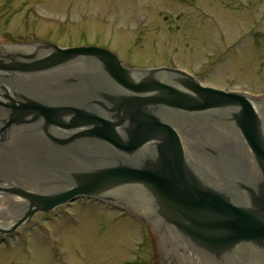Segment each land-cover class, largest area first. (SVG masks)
I'll use <instances>...</instances> for the list:
<instances>
[{
	"label": "water",
	"instance_id": "water-1",
	"mask_svg": "<svg viewBox=\"0 0 264 264\" xmlns=\"http://www.w3.org/2000/svg\"><path fill=\"white\" fill-rule=\"evenodd\" d=\"M82 60L102 71L105 80L95 74L88 83L109 85L106 103L95 98L77 105L56 96L48 101L20 91L19 73L37 76L49 92L48 75ZM0 78L9 80L0 83V96L8 99L0 105L9 110L0 135L31 126L59 152L77 156L82 143L95 144L102 164L61 179L48 192L0 185L1 193L21 197L1 233L37 212L96 197L145 218L158 264H235L239 256L248 257L245 264H264V97L202 86L180 69L127 67L104 47L50 41L0 44ZM29 87L41 93L40 86ZM95 90L86 91L98 96Z\"/></svg>",
	"mask_w": 264,
	"mask_h": 264
},
{
	"label": "rangeland",
	"instance_id": "rangeland-1",
	"mask_svg": "<svg viewBox=\"0 0 264 264\" xmlns=\"http://www.w3.org/2000/svg\"><path fill=\"white\" fill-rule=\"evenodd\" d=\"M40 41L94 44L130 67L175 66L202 84L264 97V0H0V44ZM65 71L62 78H76ZM56 77L47 81L59 84ZM65 88L49 93H79ZM31 129L0 145V175L48 192L61 180L56 155L40 150L53 145ZM25 147L35 154L16 150ZM9 205L0 198V209ZM138 216L111 201L78 198L34 214L0 242V264H158L154 235Z\"/></svg>",
	"mask_w": 264,
	"mask_h": 264
},
{
	"label": "bare ground",
	"instance_id": "bare-ground-1",
	"mask_svg": "<svg viewBox=\"0 0 264 264\" xmlns=\"http://www.w3.org/2000/svg\"><path fill=\"white\" fill-rule=\"evenodd\" d=\"M22 43H32V42H22ZM17 44H20V43H17ZM3 46H7V45H13V44H9V43H6V44H2ZM9 48V46L7 47ZM86 61L82 60V61H74L72 62L71 64H67L66 66H64L63 69H58L55 71V74L54 75H58L59 73L63 72V73H66L65 69L66 70H69L68 72L70 71H73L74 74L76 75V79L73 81L70 82V79H64L61 77V75H58V77L54 78V79H58V81L60 83H64L66 84L70 90L72 88H74L75 91H77L78 89V92L80 91V86H83L81 93L78 94L77 92H72V91H69L68 94H63L61 96L59 95H54L56 97H61V98H64L66 100H68V102L70 103H76L77 105H85L91 101H96V100H100L101 102H105L106 103V100H104L103 98H106L107 95H110L108 93V90H109V85L104 82V81H101L99 84H97L95 82L94 85L91 86V84L93 83H88L89 81H92L91 79H94L95 78V74H96V79H104V76H103V73L101 74V70H94L92 67H90L89 63H85ZM88 66V67H86ZM96 72V73H95ZM97 73L99 75H97ZM101 74V75H100ZM19 76L21 78H23V80L20 79V81L18 82L19 86H20V91L22 92H25L26 95L30 96V97H35L37 99H39L40 97L43 98V99H47L48 101L51 99V96L52 94L54 93L51 92H45L44 89L42 88L43 85L39 84V79L37 76H32V75H24V73H19ZM60 80H63L64 82H61ZM8 78H0V83L4 84L6 82H8ZM31 82H34L33 84H30ZM29 83V84H28ZM39 84V85H38ZM7 85V84H6ZM30 86H34V85H37V86H40V92L41 93H34V91H32L30 89ZM8 86V85H7ZM19 88V87H18ZM18 88H17V91H18ZM53 89H60L61 88V85L59 84H55L54 86H52ZM88 88H93V89H96V91H99L100 93L98 94V96H96L95 94H91V93H88L89 91H86ZM68 88H64V90H66ZM8 91H10V89H8ZM5 90H2L0 89V93H3L4 94ZM10 96H12L11 92L8 93ZM57 94V93H56ZM35 95V96H34ZM53 97V96H52ZM95 98H97L96 100H94ZM0 100L5 102V103H8V99H6L5 97H1L0 96ZM52 103H55V102H52ZM0 108L2 110L1 113H3V115L5 114V116H0V126L3 125L2 123V120L3 119H6L8 118V115H9V110L6 109L5 107L1 106L0 105ZM20 126H13L12 130L5 136V135H0V145L3 144V142H6V140L11 137L13 134H18L20 132ZM118 130L121 129V126H119L117 128ZM40 133H44L43 131H40ZM45 134V133H44ZM62 134V133H61ZM60 134V136H61ZM45 136L47 137V135L45 134ZM64 136V135H62ZM61 136V137H62ZM48 138V137H47ZM49 139V138H48ZM42 141L44 142L45 140L42 139ZM41 141V143H43ZM50 141V140H49ZM52 142V141H51ZM82 143V142H81ZM84 145V148H79V155L80 156H77L75 155L74 153H66V152H59L58 151V148L60 147L59 145H55L53 142H52V147L50 148H45L44 150V147H40V150L45 153H54L56 156L53 158L54 161H55V165L57 167V170H58V173H60V178L61 179H69V177L72 176V174H80V173H87V172H93V170H97L99 169L102 164H100L97 160H96V148L99 149V147L101 146H97L95 144H85V143H82ZM18 149L20 150V152L24 155H34V151L33 150H29L27 149V147L25 148H16V150L18 151ZM51 149V150H50ZM3 149L2 147H0V159L1 157L5 156V153L2 152ZM4 159V158H3ZM1 169V167H0ZM2 176L0 175V180H1V183L2 185H6V186H10V183L7 182V180L1 178ZM4 186L5 188H8ZM15 186V185H13ZM16 187H19V188H22L20 186H16ZM22 189H26V187H23ZM0 195H8V200L10 201V206H11V210L8 212L11 214V216L13 217V213L15 211H17V204L19 203V198L21 197H18V196H15L13 194H10L8 192H0ZM17 208V209H16ZM2 215L5 217V212L3 210H0V223H1V217Z\"/></svg>",
	"mask_w": 264,
	"mask_h": 264
},
{
	"label": "flooded vegetation",
	"instance_id": "flooded-vegetation-1",
	"mask_svg": "<svg viewBox=\"0 0 264 264\" xmlns=\"http://www.w3.org/2000/svg\"><path fill=\"white\" fill-rule=\"evenodd\" d=\"M243 7H245L246 8V4L244 3L243 4ZM1 186H6V185H1ZM6 187H8V186H6ZM0 198H8V195H0ZM10 206V205H9ZM0 210H3L4 212H5V217L2 215V217H1V223H0V242L2 243V244H4L5 243V240H6V238L7 237H11L13 234H16L17 232H16V229L15 230H13V231H11V232H7V233H1V230H5V229H7L8 227H9V224H10V221H11V219H12V217H11V215H9L8 214V212H7V210H8V208H4V209H0ZM8 214V215H7ZM22 226V225H21ZM20 226V227H21ZM19 228V227H18ZM17 228V229H18ZM162 262H164V259H162ZM167 264V263H166ZM235 264H241L239 261H236V263Z\"/></svg>",
	"mask_w": 264,
	"mask_h": 264
}]
</instances>
